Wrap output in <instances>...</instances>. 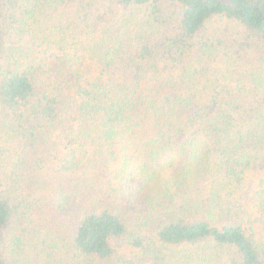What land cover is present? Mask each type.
I'll list each match as a JSON object with an SVG mask.
<instances>
[{
	"label": "trees",
	"instance_id": "trees-1",
	"mask_svg": "<svg viewBox=\"0 0 264 264\" xmlns=\"http://www.w3.org/2000/svg\"><path fill=\"white\" fill-rule=\"evenodd\" d=\"M119 238L264 264V0H0V264Z\"/></svg>",
	"mask_w": 264,
	"mask_h": 264
},
{
	"label": "rangeland",
	"instance_id": "rangeland-1",
	"mask_svg": "<svg viewBox=\"0 0 264 264\" xmlns=\"http://www.w3.org/2000/svg\"><path fill=\"white\" fill-rule=\"evenodd\" d=\"M60 224H61V221L57 220L53 216L50 217V222L48 226L51 229L55 230V226L60 225ZM110 243L115 251L114 257L111 260L100 262V264H118L116 260L120 256L126 259H131L133 257L134 249L128 245L125 238L113 239L110 241ZM64 245L66 246V243H64L63 241H60L59 243L50 242V246H49L50 249L49 250L47 248L45 249L47 253L49 254V258L45 257L46 253H43V254L39 253L38 255L37 254L34 255V257L36 258V261L32 259L30 263L29 261H27L26 264H60L61 258L64 257L66 254L65 247L63 248ZM40 246L43 247V245H40ZM69 254H71V251H69ZM44 261H49L50 263H45ZM94 264H97V263L94 262Z\"/></svg>",
	"mask_w": 264,
	"mask_h": 264
}]
</instances>
